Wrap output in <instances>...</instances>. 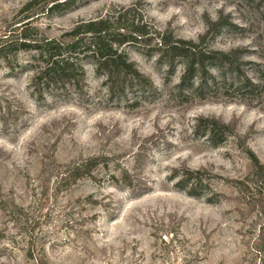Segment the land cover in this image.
Listing matches in <instances>:
<instances>
[{"label": "rangeland", "instance_id": "1", "mask_svg": "<svg viewBox=\"0 0 264 264\" xmlns=\"http://www.w3.org/2000/svg\"><path fill=\"white\" fill-rule=\"evenodd\" d=\"M27 0H0V35ZM140 4L160 31L198 40L206 17L233 27L211 41L241 48L257 89L229 88L206 100L182 92V67L168 76L156 56L123 50L155 84L145 98H111L94 66L84 63L87 94L31 95L32 53L12 68L0 61V264H260L264 213L233 181L251 173L246 151L264 164V5L260 0H89L36 25L59 38L82 20ZM168 77V78H167ZM168 79V81H167ZM200 118L230 124L234 136L211 144L196 135ZM99 157L92 177L67 178L71 167ZM107 159V160H106ZM130 171L133 190L112 175ZM185 170L206 171L212 191L189 196L177 185ZM213 203L208 197H216ZM245 199L253 205L248 206ZM17 213L11 219V213ZM28 226V227H27ZM29 231V236L25 234ZM30 237L34 260L26 257Z\"/></svg>", "mask_w": 264, "mask_h": 264}, {"label": "trees", "instance_id": "2", "mask_svg": "<svg viewBox=\"0 0 264 264\" xmlns=\"http://www.w3.org/2000/svg\"><path fill=\"white\" fill-rule=\"evenodd\" d=\"M88 1L27 0L12 25L0 35V61L9 68H12V61L20 52L33 54L25 69L33 74L30 88L35 101L44 102L48 95L58 92H73L84 97L87 94L85 62L91 63L96 74L103 78L111 98L149 96L154 93L155 84L130 60L123 50L127 46L156 56L168 76L181 66L178 89L200 100H206L214 92L226 95L229 88L235 86L239 90L259 87L248 73L246 66L251 62L245 59L241 48L221 51L211 46L216 35L225 28L233 27L229 16L224 14L216 20L206 17V31L196 41L180 38L171 31H160L150 22L140 4L116 7L104 17L79 21L59 38L47 37L36 25L41 17L53 18ZM260 3L264 5V0ZM194 129L196 135L206 137L214 145L223 144L234 136L232 125L215 118H200ZM246 154L251 173L243 180L233 181V184L245 198L258 196L259 213L263 214L264 164L251 150ZM100 159L93 157L74 164L67 178L77 182L92 177ZM210 177L206 171L185 170L177 185L192 197L208 195L212 189L204 182L211 181ZM111 178L116 186L133 190L132 176L127 169H123L120 177L114 174ZM216 198L217 195L208 197V202L213 203ZM245 200L248 206L252 205L250 200ZM16 214L12 212L11 219L22 225L19 219H14ZM25 234L30 235L29 231ZM29 242L26 257L34 260L35 243L32 237ZM260 264H264V259Z\"/></svg>", "mask_w": 264, "mask_h": 264}]
</instances>
